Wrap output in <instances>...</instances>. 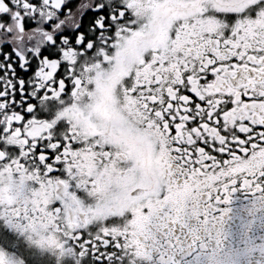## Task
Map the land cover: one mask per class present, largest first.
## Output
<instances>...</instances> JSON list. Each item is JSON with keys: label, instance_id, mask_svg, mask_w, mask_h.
I'll use <instances>...</instances> for the list:
<instances>
[{"label": "snow or ice", "instance_id": "snow-or-ice-1", "mask_svg": "<svg viewBox=\"0 0 264 264\" xmlns=\"http://www.w3.org/2000/svg\"><path fill=\"white\" fill-rule=\"evenodd\" d=\"M237 188L264 193V0H0V239L179 264Z\"/></svg>", "mask_w": 264, "mask_h": 264}, {"label": "flooded vegetation", "instance_id": "flooded-vegetation-1", "mask_svg": "<svg viewBox=\"0 0 264 264\" xmlns=\"http://www.w3.org/2000/svg\"><path fill=\"white\" fill-rule=\"evenodd\" d=\"M219 207H227L229 212L211 222L207 234H201L206 247L201 248L198 241L194 251L178 250L174 258L179 264H207L203 258L206 256H214L224 264H264V193L253 194L237 188L230 193L228 203L222 202ZM0 248L24 264H36L37 259H43L40 264H56L52 252L42 251L15 232L11 237L0 239ZM197 255L202 258L197 260Z\"/></svg>", "mask_w": 264, "mask_h": 264}, {"label": "clouds", "instance_id": "clouds-1", "mask_svg": "<svg viewBox=\"0 0 264 264\" xmlns=\"http://www.w3.org/2000/svg\"><path fill=\"white\" fill-rule=\"evenodd\" d=\"M5 185H7V180L5 181ZM6 194L7 195H13L14 196V192L12 191V189H9ZM221 259H223V258H221Z\"/></svg>", "mask_w": 264, "mask_h": 264}]
</instances>
